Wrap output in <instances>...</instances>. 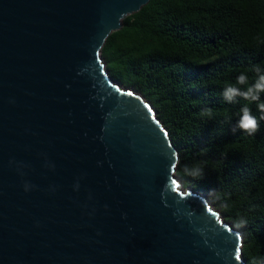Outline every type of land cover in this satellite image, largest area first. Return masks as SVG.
I'll list each match as a JSON object with an SVG mask.
<instances>
[{"label": "water", "instance_id": "water-1", "mask_svg": "<svg viewBox=\"0 0 264 264\" xmlns=\"http://www.w3.org/2000/svg\"><path fill=\"white\" fill-rule=\"evenodd\" d=\"M149 1L0 0V264H249L182 188L152 104L106 70Z\"/></svg>", "mask_w": 264, "mask_h": 264}, {"label": "trees", "instance_id": "trees-1", "mask_svg": "<svg viewBox=\"0 0 264 264\" xmlns=\"http://www.w3.org/2000/svg\"><path fill=\"white\" fill-rule=\"evenodd\" d=\"M101 56L116 83L152 104L178 150L182 188L204 194L240 230L247 262L264 264V111L222 96L241 72L250 81L257 66L264 72V0H150L107 37ZM245 105L260 122L252 136L237 127ZM195 161L199 180L183 174Z\"/></svg>", "mask_w": 264, "mask_h": 264}, {"label": "clouds", "instance_id": "clouds-1", "mask_svg": "<svg viewBox=\"0 0 264 264\" xmlns=\"http://www.w3.org/2000/svg\"><path fill=\"white\" fill-rule=\"evenodd\" d=\"M255 71L259 75L254 81H250L249 76L245 72H241L236 77L235 84L226 85L222 92L223 99L228 103H234L238 97L243 98L248 104L255 103L260 111H264V100H262V96H264V72H262L259 66L256 67ZM205 111L207 115L211 116V110ZM237 127L249 136L259 131L260 122L252 114L250 107L247 105L241 108V115L237 121ZM183 174L199 180L204 176V167L200 162L195 161L192 165L184 166ZM24 187L25 191H27L26 184ZM245 223L246 220H241L237 226H243Z\"/></svg>", "mask_w": 264, "mask_h": 264}, {"label": "rangeland", "instance_id": "rangeland-1", "mask_svg": "<svg viewBox=\"0 0 264 264\" xmlns=\"http://www.w3.org/2000/svg\"><path fill=\"white\" fill-rule=\"evenodd\" d=\"M184 189V188H183ZM187 189H184V191H186Z\"/></svg>", "mask_w": 264, "mask_h": 264}]
</instances>
